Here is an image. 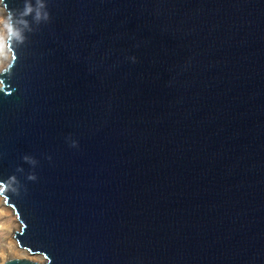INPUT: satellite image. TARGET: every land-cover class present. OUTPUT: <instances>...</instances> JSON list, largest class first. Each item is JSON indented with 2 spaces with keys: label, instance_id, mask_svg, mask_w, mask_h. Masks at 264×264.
Wrapping results in <instances>:
<instances>
[{
  "label": "water",
  "instance_id": "95a60500",
  "mask_svg": "<svg viewBox=\"0 0 264 264\" xmlns=\"http://www.w3.org/2000/svg\"><path fill=\"white\" fill-rule=\"evenodd\" d=\"M0 7L4 264H264V0Z\"/></svg>",
  "mask_w": 264,
  "mask_h": 264
},
{
  "label": "rangeland",
  "instance_id": "374dc122",
  "mask_svg": "<svg viewBox=\"0 0 264 264\" xmlns=\"http://www.w3.org/2000/svg\"><path fill=\"white\" fill-rule=\"evenodd\" d=\"M6 51H7V48H6V50L3 49V51L0 52V73L6 67L8 60H9V53L7 54L8 51L7 52ZM3 56H5V58H6L4 62H3V60L1 61V57H3ZM1 199L2 198L0 197V201H1ZM0 209H2L1 202H0ZM7 224L10 225L11 230L9 232H3L2 230H0V249H3L4 245L7 242L8 237H10V238L12 237L11 239H14L13 233L17 232L19 229V224H16L13 222V218H12L10 213L2 214V216L0 215V226L7 225ZM15 250H16L17 254H22L21 252H23L20 249H15ZM0 253L3 254V257H1L2 259H0V264H4L6 261H8V258L10 257L9 253L8 252L5 253L3 251H0ZM23 253H25V252H23ZM36 261L37 262H35V263H40V257L39 256H36Z\"/></svg>",
  "mask_w": 264,
  "mask_h": 264
},
{
  "label": "bare ground",
  "instance_id": "6f19581e",
  "mask_svg": "<svg viewBox=\"0 0 264 264\" xmlns=\"http://www.w3.org/2000/svg\"><path fill=\"white\" fill-rule=\"evenodd\" d=\"M0 9H3L2 7H0ZM8 36V35H7ZM7 39V38H6ZM4 50H6V40H5V47H4ZM7 52V51H6ZM7 54H8V52H7ZM5 56H3V57H1V61L3 60V62L5 61ZM2 68V67H1ZM3 199H1V205H2V209H0V215L2 216V214H8V213H10L11 214V216H12V218H13V222L14 223H16V224H18L17 223V219H16V217H15V215H12V211L9 209V208H7V207H5V205L3 204ZM0 230H2L3 232H9L10 230H11V228H10V225L9 224H7V225H3V226H0ZM12 238V237H11ZM10 237H8L7 238V242H6V244L4 245V247H3V249H0V251H3V252H8L9 253V258H8V260H10V259H14V260H26V261H29V262H33V263H35V262H37L36 261V256H31V255H29V254H27V253H23V252H21L22 254H17L16 253V250L15 249H18V247H17V243H16V241L14 240V239H11ZM6 239V238H5ZM5 242V241H4ZM1 257H3V254L2 253H0V259H2ZM22 258V259H21Z\"/></svg>",
  "mask_w": 264,
  "mask_h": 264
},
{
  "label": "clouds",
  "instance_id": "9594fccd",
  "mask_svg": "<svg viewBox=\"0 0 264 264\" xmlns=\"http://www.w3.org/2000/svg\"><path fill=\"white\" fill-rule=\"evenodd\" d=\"M31 11V8L25 4L24 5V15H27ZM13 8L0 9V52L3 51L5 47V40L7 35H15L14 25L12 24L13 19ZM0 191H7V189H0Z\"/></svg>",
  "mask_w": 264,
  "mask_h": 264
}]
</instances>
